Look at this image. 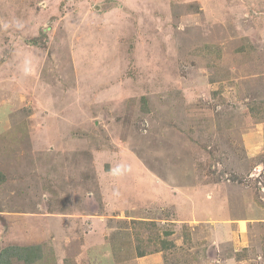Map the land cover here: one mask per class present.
Listing matches in <instances>:
<instances>
[{
	"label": "rangeland",
	"instance_id": "obj_1",
	"mask_svg": "<svg viewBox=\"0 0 264 264\" xmlns=\"http://www.w3.org/2000/svg\"><path fill=\"white\" fill-rule=\"evenodd\" d=\"M33 243L264 264V0H0V253Z\"/></svg>",
	"mask_w": 264,
	"mask_h": 264
},
{
	"label": "trees",
	"instance_id": "obj_2",
	"mask_svg": "<svg viewBox=\"0 0 264 264\" xmlns=\"http://www.w3.org/2000/svg\"><path fill=\"white\" fill-rule=\"evenodd\" d=\"M139 254L145 252L139 251ZM51 259L55 260L54 250L52 247L47 250L44 243L14 244L6 246L0 253V264H49Z\"/></svg>",
	"mask_w": 264,
	"mask_h": 264
},
{
	"label": "crops",
	"instance_id": "obj_3",
	"mask_svg": "<svg viewBox=\"0 0 264 264\" xmlns=\"http://www.w3.org/2000/svg\"><path fill=\"white\" fill-rule=\"evenodd\" d=\"M211 195H212V193H210ZM253 204H256L255 203V201H253ZM248 209H253V206L252 207H247V209L246 210H248ZM249 212L250 211H248V212H246V214H245V216L244 217H242V218H239V217H230V219L229 220H227L226 221V223H224V224H218V227H220L219 229H220V234H221V232L223 233V234H227V235H229V238L227 237L226 238V240L227 241H225V243H226V245H229V244H227L228 242H231L230 241V239H234L235 237H233L232 235L233 234H239V231L240 230H236V232L235 231H233L232 229H236L235 227H237V226H239L240 225V223L241 222H245V221H247V222H251L252 220V218H254V217H250L251 216V214H249ZM250 215V216H249ZM258 217V216H257ZM257 217L256 218H254V219H256V220H253L254 222H256L257 221ZM226 218V217H225ZM228 229V230H227ZM231 231V232H230ZM197 234V232H195L194 233V235H196ZM242 245V247L245 245V244H241ZM219 246H221V244H219ZM230 246V245H229ZM236 245L235 244H232V247H235ZM245 246H248V244L247 245H245ZM222 248H223V250H224V247L225 246H221ZM254 247V246H253ZM253 247H251L250 248V250H249V248H247V247H244V249L245 250H249L250 252H251V249L253 248ZM221 249V248H220ZM237 250H240V247L237 249V248H235V250L234 251H237ZM228 251H229V248H228ZM232 255H233V257H230V258H225L226 259V262H231V261H235V260H238V258H234L235 256H238V254L236 255L234 252H232L231 253ZM234 258V259H233ZM243 259V262H248V260H246V256L245 257H242ZM236 263H237V261H236Z\"/></svg>",
	"mask_w": 264,
	"mask_h": 264
},
{
	"label": "clouds",
	"instance_id": "obj_4",
	"mask_svg": "<svg viewBox=\"0 0 264 264\" xmlns=\"http://www.w3.org/2000/svg\"><path fill=\"white\" fill-rule=\"evenodd\" d=\"M34 244V243H33ZM24 245H28V244H24Z\"/></svg>",
	"mask_w": 264,
	"mask_h": 264
}]
</instances>
